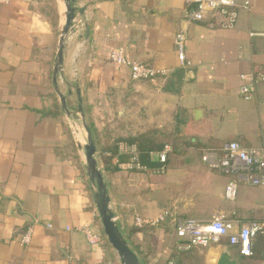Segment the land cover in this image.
<instances>
[{
    "label": "crops",
    "instance_id": "1",
    "mask_svg": "<svg viewBox=\"0 0 264 264\" xmlns=\"http://www.w3.org/2000/svg\"><path fill=\"white\" fill-rule=\"evenodd\" d=\"M248 1L229 29L189 19L186 0L76 2L85 10L64 40L68 84L58 78L57 86L75 108L69 90L77 79L87 122L101 144L140 136L151 148L141 172H105L100 159L111 208L143 264L173 258L179 220L220 215L234 231L264 223V186L241 182L228 201L227 176L201 160L203 149L226 141L264 143V81L253 85L250 99L238 90L241 73L264 71V0ZM64 10L63 0H0V264H120L105 237L91 246L78 229L89 224L100 230L101 223L80 149L83 132L63 112L52 81ZM179 33L185 66L175 49ZM119 46L129 59L167 74L131 80L127 67L108 61V49ZM161 144L169 146L162 173ZM164 209L171 215L157 226L133 224L135 214L150 218ZM28 228L31 239L23 244ZM251 249L242 255L223 237L182 260L215 264L227 252L237 264H264V226L251 237Z\"/></svg>",
    "mask_w": 264,
    "mask_h": 264
},
{
    "label": "built area",
    "instance_id": "2",
    "mask_svg": "<svg viewBox=\"0 0 264 264\" xmlns=\"http://www.w3.org/2000/svg\"><path fill=\"white\" fill-rule=\"evenodd\" d=\"M7 1V0H4ZM192 5L188 18L194 21L209 20V26L217 25L229 29L236 25L239 10L248 9L249 1L243 0H186ZM175 49L177 59L181 65L188 64L185 56V39L182 33L175 37ZM107 58L110 63L119 67H127L131 80L152 81L167 74L166 70L157 69L148 63L134 61L127 57L124 47H111L108 49ZM242 84L239 86V94L245 98H252L253 85L264 81V71L241 73ZM117 153L112 161L120 170L141 172L147 169L140 163L139 150L135 143L120 140L116 146ZM169 146L158 153V161L161 166L158 172L164 171ZM118 156H126L125 161L119 162ZM201 159L211 169L227 176L224 190V198L233 201L237 194L239 184L246 183L252 186H264V143L258 146L245 147L238 141L230 140L222 143L217 148H205L201 152ZM171 215L169 209L160 211L154 217H142L135 214L133 224L136 227L157 226ZM98 216V214H97ZM264 223L256 221L240 226L234 231L233 224L220 215H214L209 221L199 222L194 219H183L175 223L174 232L178 239L177 249L187 251L195 247H206L219 243L226 237L229 244H236L242 255L252 254L251 237L259 232ZM84 233L87 242L91 246H97L105 237L102 226L95 229L86 224L78 228ZM32 235V229L28 228L21 237V242L27 244ZM106 238V237H105ZM168 264H173L172 261Z\"/></svg>",
    "mask_w": 264,
    "mask_h": 264
},
{
    "label": "water",
    "instance_id": "3",
    "mask_svg": "<svg viewBox=\"0 0 264 264\" xmlns=\"http://www.w3.org/2000/svg\"><path fill=\"white\" fill-rule=\"evenodd\" d=\"M77 0H63L64 3V22L61 27L60 37L58 41V49L55 55L54 66L52 69V81L54 89L59 97V103L63 112L71 118L76 126L83 132V140L80 146L85 173L89 179L91 186V196L96 208L103 233L109 245L115 251L120 264H143L137 253L129 245L124 236L119 223L115 217L114 211L110 205V196L107 188L102 169L100 167V153L97 150L91 129L87 122L83 109L80 87L78 81L74 79V91L69 90V93H74L76 98V107L72 108L57 86V79L68 84L63 72L64 61V40L65 37L78 28L77 16H83L85 6L77 7ZM88 33V29L86 28ZM215 264H237L235 259H232L227 252L220 253L215 259Z\"/></svg>",
    "mask_w": 264,
    "mask_h": 264
},
{
    "label": "trees",
    "instance_id": "4",
    "mask_svg": "<svg viewBox=\"0 0 264 264\" xmlns=\"http://www.w3.org/2000/svg\"><path fill=\"white\" fill-rule=\"evenodd\" d=\"M90 129H91V127H90ZM91 132H92V129H91ZM93 137H94L95 143L98 147V150L100 153L101 163L103 164V168H104L105 172L117 170L118 168L113 163L112 159L117 153V149H116L117 143H118V141H120L122 139H114L112 142H110L108 144H101L98 141V139L94 133H93ZM124 140H126L130 143H135L137 145L138 150H139L140 163H142L146 167H147V165L149 166L150 152H151V148L148 147L149 144L140 136H134V137H130V138H127ZM164 146H163V144H161V145L157 146V149H161V148L163 149ZM126 159H127L126 156H118L119 162L125 161ZM178 242L179 241L177 239L172 246L173 258H168L166 260L165 264H168V262H170V261H172L173 264H184L182 258L186 257V254L193 249L192 248V249L187 250V251H180L177 249ZM137 253L139 254V252H137Z\"/></svg>",
    "mask_w": 264,
    "mask_h": 264
},
{
    "label": "rangeland",
    "instance_id": "5",
    "mask_svg": "<svg viewBox=\"0 0 264 264\" xmlns=\"http://www.w3.org/2000/svg\"><path fill=\"white\" fill-rule=\"evenodd\" d=\"M105 139H107V138H105ZM114 139H116V138H114ZM114 139H113V137H111V139H109V141L112 142Z\"/></svg>",
    "mask_w": 264,
    "mask_h": 264
}]
</instances>
